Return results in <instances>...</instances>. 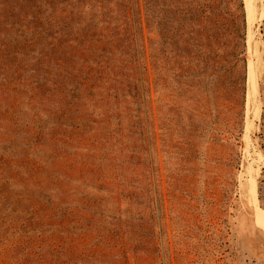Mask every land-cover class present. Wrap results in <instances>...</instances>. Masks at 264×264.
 <instances>
[{"label":"rangeland","instance_id":"obj_1","mask_svg":"<svg viewBox=\"0 0 264 264\" xmlns=\"http://www.w3.org/2000/svg\"><path fill=\"white\" fill-rule=\"evenodd\" d=\"M242 2L241 133L195 119L165 137L158 102L146 120L73 95L68 0H0V263L264 264V0Z\"/></svg>","mask_w":264,"mask_h":264},{"label":"trees","instance_id":"obj_2","mask_svg":"<svg viewBox=\"0 0 264 264\" xmlns=\"http://www.w3.org/2000/svg\"><path fill=\"white\" fill-rule=\"evenodd\" d=\"M68 7L69 15L75 11L85 26L73 40L80 42L81 57L73 64V95L83 87L90 97L94 91L104 93L109 104L128 98L144 107L146 120L149 115L154 120L158 102L165 137L195 119L231 128V136L241 133L246 63L242 0H68ZM87 53L93 57L86 60Z\"/></svg>","mask_w":264,"mask_h":264}]
</instances>
